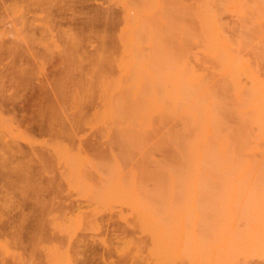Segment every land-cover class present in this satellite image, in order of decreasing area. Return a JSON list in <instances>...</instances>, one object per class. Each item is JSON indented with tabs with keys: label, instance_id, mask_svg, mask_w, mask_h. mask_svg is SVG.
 I'll use <instances>...</instances> for the list:
<instances>
[{
	"label": "bare ground",
	"instance_id": "bare-ground-1",
	"mask_svg": "<svg viewBox=\"0 0 264 264\" xmlns=\"http://www.w3.org/2000/svg\"><path fill=\"white\" fill-rule=\"evenodd\" d=\"M161 1L136 0L123 8L119 72L104 73L97 64L105 55L98 53L86 79L76 81L79 98L68 97L80 111L100 87L102 114L123 135L143 123L157 139L162 133L155 135V123L165 125L160 139L167 157L151 171L154 187L128 199L150 242H136L126 264L264 260V76L241 53L247 47L254 59L264 58V0ZM224 13L238 18L233 36L225 33ZM142 39L150 41L146 54ZM123 135L120 147L140 140Z\"/></svg>",
	"mask_w": 264,
	"mask_h": 264
},
{
	"label": "rangeland",
	"instance_id": "rangeland-1",
	"mask_svg": "<svg viewBox=\"0 0 264 264\" xmlns=\"http://www.w3.org/2000/svg\"><path fill=\"white\" fill-rule=\"evenodd\" d=\"M134 2L0 0V264H126L136 242L148 247L128 199L154 187L151 171L167 157L160 139L165 125L155 123V135L162 133L157 139L143 123L123 135L102 114L100 87L80 111L70 99L79 98L76 81L87 76L98 53L108 58L98 60L104 73L119 72L123 8ZM236 18L223 14L229 36ZM149 43L140 41L143 54ZM241 53L264 76V58L254 59L247 47ZM119 134L140 140L120 147ZM245 264L264 260L250 256Z\"/></svg>",
	"mask_w": 264,
	"mask_h": 264
}]
</instances>
